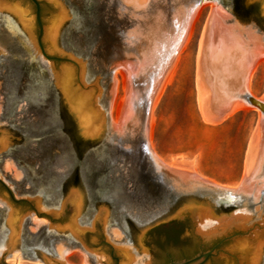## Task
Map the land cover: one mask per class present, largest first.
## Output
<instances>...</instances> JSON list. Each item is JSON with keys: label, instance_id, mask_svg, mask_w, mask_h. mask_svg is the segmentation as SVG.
<instances>
[{"label": "water", "instance_id": "95a60500", "mask_svg": "<svg viewBox=\"0 0 264 264\" xmlns=\"http://www.w3.org/2000/svg\"><path fill=\"white\" fill-rule=\"evenodd\" d=\"M31 1L35 13L29 0H0L29 53L26 93L4 94L0 75V264H69L73 250L85 264H157L188 237L201 250L167 264H264V94L249 92L264 59V0ZM207 4L200 114L216 124L258 110L237 186L199 176L192 161L165 164L151 148V112ZM115 71L124 95L113 122ZM173 221L185 224L178 243L149 235Z\"/></svg>", "mask_w": 264, "mask_h": 264}, {"label": "rangeland", "instance_id": "374dc122", "mask_svg": "<svg viewBox=\"0 0 264 264\" xmlns=\"http://www.w3.org/2000/svg\"><path fill=\"white\" fill-rule=\"evenodd\" d=\"M210 7H201L195 27L183 48L180 59L167 85L151 112L153 127L151 148L165 164L186 160L193 162L199 176L225 186H237L243 175L244 160L250 137L258 120L257 109H241L219 123L204 122L197 103L196 57L198 43ZM117 80V100L124 95L122 77ZM119 79V80H118ZM250 93L255 97L264 94V62L255 69L250 79ZM116 112L111 118L116 122ZM69 264H85L78 250L66 255ZM104 261V257H101ZM6 264H36L28 260H4ZM103 264V263H100Z\"/></svg>", "mask_w": 264, "mask_h": 264}, {"label": "flooded vegetation", "instance_id": "af4514ba", "mask_svg": "<svg viewBox=\"0 0 264 264\" xmlns=\"http://www.w3.org/2000/svg\"><path fill=\"white\" fill-rule=\"evenodd\" d=\"M29 1L33 5L34 13H35L36 7L31 0ZM6 20L12 21L8 17H5V16L0 17V30H1L0 38L1 36L7 37L8 43H9V47H5L1 45L2 43L0 42L1 43L0 44V51H1L0 52V75L4 79L3 93L7 94V90H8L10 94L15 93L16 91H18V93L20 94H23L24 92L26 93V82H25L26 80L25 79L27 78V72H26L25 65L29 61L27 60L29 53L25 49V46H24L25 42L18 40L17 36L13 34V31L11 30V28H9L7 25L4 24V21ZM35 24L37 27V34H38L37 21H35ZM15 28H17L16 25H15ZM3 52L5 53L6 57L3 56L4 55ZM14 54H16L17 57H15ZM31 62H32V65L35 64L34 59ZM3 67L6 68L5 73H3ZM37 69L38 71L43 70V67L40 65L39 62H38ZM0 188H4L6 190L5 186L1 182H0ZM23 203H27V202L24 200H21L18 204H23ZM198 247H199V250H201L200 244H198Z\"/></svg>", "mask_w": 264, "mask_h": 264}, {"label": "trees", "instance_id": "16d2710c", "mask_svg": "<svg viewBox=\"0 0 264 264\" xmlns=\"http://www.w3.org/2000/svg\"><path fill=\"white\" fill-rule=\"evenodd\" d=\"M184 227L185 224L183 221H173L155 227L149 232V235L153 234L154 232H158L165 236L166 243L173 242L174 244H176L180 241V237L184 231ZM187 240L191 241V245L189 247H182L181 249L177 250L176 253L172 252L165 254L164 256H162V258H158L157 264H167L170 261L188 259L197 254L200 251L197 241L193 240L191 237H188Z\"/></svg>", "mask_w": 264, "mask_h": 264}, {"label": "bare ground", "instance_id": "6f19581e", "mask_svg": "<svg viewBox=\"0 0 264 264\" xmlns=\"http://www.w3.org/2000/svg\"><path fill=\"white\" fill-rule=\"evenodd\" d=\"M208 6L211 8V5L210 4H208ZM200 11H201V8H200V10H199V13H198V16H199V14H200ZM198 16H197V19H198ZM197 19L194 21V23H193V26H192V29H191V33H190V37L188 38V40L192 37L191 36V34H192V32H193V29H194V27H195V24H196V21H197ZM207 19V18H206ZM204 28V27H203ZM188 40H187V42H188ZM187 42H186V44H187ZM186 44H185V46H186ZM184 46V47H185ZM183 47V48H184ZM183 50V49H182ZM182 50L178 53V56H177V59H176V62H175V64H174V66H173V69H172V71H171V73H170V75H169V77H168V79H167V81H166V83H165V85H164V87H163V90H162V92H161V94H160V96H159V98H158V100H157V102H156V104L158 103V101H159V99H160V97H161V95H162V93H163V91H164V89H165V87H166V85H167V82H168V80H169V78H170V76H171V74H172V72H173V70L175 69V67H176V64H177V62H178V60L180 59L179 57H180V54H181V52H182ZM262 62H264V59H261V60H259L257 63H256V65H255V68H254V70L252 71V73H251V75H250V79H251V77H252V75H253V73H254V71H255V69L257 68V66L260 64V63H262ZM121 74V73H120ZM121 77H122V74H121ZM117 79V78H116ZM119 80V79H118ZM249 92H250V80H249ZM251 94V93H250ZM252 95V94H251ZM253 96V95H252ZM253 97H255V96H253ZM255 98H258V97H255ZM261 98V97H260ZM118 100H117V88H116V93H115V97H114V100H113V103H112V109H111V111H115L116 112V106H117V104H118ZM155 104V105H156ZM238 110H241V109H238ZM238 110H235V111H233L230 115H232V114H234L235 112H237ZM230 115H228V116H230ZM227 116V117H228ZM153 117V116H152ZM202 117V116H201ZM227 117H225V118H227ZM116 118V117H115ZM224 118V119H225ZM203 119V118H202ZM204 121V120H203ZM205 122V121H204ZM208 123V122H207ZM179 161H182V160H179ZM178 161V162H179ZM183 161H186V160H183ZM171 165V164H170ZM68 255V254H67ZM66 259V258H65ZM7 260L8 261H12V262H20L21 260H16V259H14V258H7ZM36 264H42V263H37L36 262Z\"/></svg>", "mask_w": 264, "mask_h": 264}]
</instances>
